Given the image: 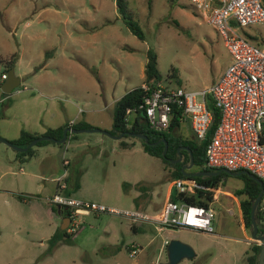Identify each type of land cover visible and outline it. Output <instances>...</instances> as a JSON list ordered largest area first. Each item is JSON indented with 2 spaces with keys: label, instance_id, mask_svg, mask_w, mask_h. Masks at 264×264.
<instances>
[{
  "label": "rangeland",
  "instance_id": "obj_1",
  "mask_svg": "<svg viewBox=\"0 0 264 264\" xmlns=\"http://www.w3.org/2000/svg\"><path fill=\"white\" fill-rule=\"evenodd\" d=\"M127 5L144 33L143 39L123 22L115 0H0V74L8 72L6 59L16 52L12 67L15 75L21 77L20 84L9 93L2 91L0 81V111L12 101L10 110L14 108L20 115H30L29 107H36L39 102L46 109L40 112V117L48 118L56 113L54 121H57L64 114V106L75 114L80 105L86 111L78 119L89 120L105 130L101 127H111L113 103L95 109L103 104L104 96L120 97L144 81L148 47L156 51L160 80L168 86L204 88L229 63L230 54L222 36L189 0H127ZM242 32H247L251 41L264 49V21L245 26ZM10 94L12 97L8 98ZM34 94L45 96L32 97ZM34 121V117L27 116L25 123L34 127ZM189 122L185 117L178 128L187 137L192 136ZM99 136L118 151L106 149L101 157L86 151L73 155L76 148L84 146L78 145L79 141ZM122 140L130 147L123 150ZM0 146L8 148L0 149V159L14 157V148L5 143ZM105 146L108 148L107 143ZM34 147L41 155L50 154L56 168L72 171L74 178L79 165L87 167L82 176L85 182L82 193L71 196L82 198L79 196L86 194L112 207L136 208L123 186L119 196L111 187L102 195L96 193L99 184L105 182L111 186L116 178L124 176L148 186L152 200L146 202L150 204L144 210L152 217L161 213L153 201L160 203L164 199L170 186L165 174L169 176L172 167L144 151L139 137L112 139L99 131H83L78 138L69 137L61 143L47 140ZM63 157L69 159V165L61 163ZM112 160L115 165H108ZM13 176L16 175L3 176L0 184L15 182ZM244 181L241 174L228 173L219 185L211 202L214 232L183 226L158 230V224L152 221H144L135 230L127 228L128 220L119 214L101 213L87 220L82 215L81 225L72 232L70 242H60L53 255L45 254L46 245L41 246V259L33 260L32 264H160L166 260L165 246L161 244L170 238L186 241L195 249L192 258H183L177 264H247L245 252L252 238L250 231L241 227L237 205L244 196L237 193ZM20 195L31 201L39 199L41 194L22 192ZM51 209L56 217V229L60 228L61 217L56 206ZM2 212L8 215L7 210ZM25 220V217L20 219L24 228L17 234L6 227L0 228V264H30V257L39 251V237L43 228L48 227L47 220L38 225ZM131 244L138 246L134 254L129 253ZM212 255L215 259H208Z\"/></svg>",
  "mask_w": 264,
  "mask_h": 264
},
{
  "label": "built area",
  "instance_id": "obj_2",
  "mask_svg": "<svg viewBox=\"0 0 264 264\" xmlns=\"http://www.w3.org/2000/svg\"><path fill=\"white\" fill-rule=\"evenodd\" d=\"M189 1L222 36L230 61L216 79L198 90L164 85L161 80L153 85L141 83L148 90L144 95V114L152 128L164 130L169 126L174 110L181 109L190 118L193 132L200 141L206 138L212 120V112L207 107L210 97L220 111V119L206 144V163L232 171L246 169L261 178L264 186V49L242 32L245 26L264 21V0ZM6 76L7 73L2 72L1 80ZM132 110L128 108V114ZM74 122L73 118L69 124ZM63 175L56 177L58 187L47 201L67 208L68 232L77 230L81 216L89 212L119 214L130 223L156 222L158 230L166 226H183L214 232L211 205L166 199L161 213L152 217L143 209L117 208L66 194L61 190L65 187ZM171 185L178 191H192L194 181L177 178ZM167 242L164 239L161 247ZM137 249V245L131 244L129 253L134 254Z\"/></svg>",
  "mask_w": 264,
  "mask_h": 264
},
{
  "label": "trees",
  "instance_id": "obj_3",
  "mask_svg": "<svg viewBox=\"0 0 264 264\" xmlns=\"http://www.w3.org/2000/svg\"><path fill=\"white\" fill-rule=\"evenodd\" d=\"M115 5L118 13L120 14L123 22L129 28V30L137 35L139 38H144V33L134 19L133 14L129 11L127 0H115ZM245 34L248 35L246 32ZM48 55V52H45ZM17 57L16 52H13L8 59H6V68L13 66L14 60ZM176 71V68H172ZM174 71L171 73L174 75ZM145 79L143 83L153 85L155 81L160 80V73L157 67V53L152 47H148L146 50V61L144 65ZM147 89L140 85L131 88L122 94L113 105L112 109V126L109 132L112 134L123 133V136H128L127 132L143 133L147 136L148 142L144 138L139 137L142 141V147L144 151L151 155L158 156L162 161L168 164L172 169L168 176V180H174L177 178H189L194 181L192 191H178L176 188H172L169 198L173 201H185L189 204H201L204 206L209 205L213 201L215 192L218 189L221 182L224 180L226 171H220L215 174L193 175L192 172L196 170H219L220 168H214L206 163V144L213 134V131L220 119V111L216 107L209 97L207 101V107L212 112V120L209 125L206 138L198 140L195 135L193 137H187L176 131V128L180 125L184 118V113L181 109L174 110L169 126L164 130H155L149 124L144 114V95L147 93ZM133 109L129 114L127 109ZM127 117V118H126ZM70 125L69 122L61 124L56 127H48L43 133L31 132L22 128L19 135L16 138L9 139L11 142L18 146H26L33 138L40 134L51 135L57 139L63 136L64 128ZM76 128H89L92 125L86 121L78 120L72 124ZM69 135V133H68ZM68 137V136H67ZM167 142V149L163 155L164 141ZM51 139H42L35 144L28 147L26 150H17L16 154L20 160L33 155L35 153L34 145L43 143L44 141ZM53 141V140H52ZM155 142V143H153ZM122 144H127L124 140ZM186 146V147H181ZM181 147V148H180ZM180 148V149H179ZM181 154V159L177 162H172L170 159H176ZM193 158V166L190 169H186V173L183 172L181 166L190 162V158ZM241 176L245 178L244 186L239 189L237 193H244V196L240 198L239 205L241 209L240 222L244 227L252 231L251 221V207L260 193L261 184L255 179L249 177L246 173H241ZM131 185L129 182H123V186L127 187ZM136 187L143 188L145 185L141 184V181L134 183ZM19 197H23L20 194ZM24 198V197H23ZM263 195L258 201L255 208V220L258 226V233H264V203L262 202ZM57 209V207H56ZM131 228L137 230L140 228L137 224H131ZM72 232H68L66 228H57L47 240V247L44 251L45 254H49L60 242H70ZM261 244L257 241H251L246 252L245 258L247 264H257L258 255ZM42 254L40 255V257Z\"/></svg>",
  "mask_w": 264,
  "mask_h": 264
},
{
  "label": "crops",
  "instance_id": "obj_4",
  "mask_svg": "<svg viewBox=\"0 0 264 264\" xmlns=\"http://www.w3.org/2000/svg\"><path fill=\"white\" fill-rule=\"evenodd\" d=\"M14 66H15V64H14ZM27 72H30V70H28ZM20 79H21V77H20ZM0 81L3 82L4 79L1 80V78H0ZM20 82H21V80H20ZM42 95H39V96L42 97ZM35 96L39 97L36 94L32 95V97H35ZM43 96H45V95H43ZM11 97H12V94H10V96L8 98H11ZM118 98L119 97H112L111 99H107L104 96L102 98L103 104L99 108H96L95 110H101L103 108H107L111 105V103H113V105H114V102ZM40 100H42V99H40ZM9 101H11V100H9ZM34 102H36V101H34ZM11 105H12V101L6 107H4V109L2 111H0V135L4 136L5 138H8V139L16 138L19 135L20 130L22 128H25L26 130H29L31 132L43 133L48 127H56V126H59L61 124H65L73 118L75 119V122L78 120H82V121H86V122L90 123L92 125V127H89V128H97L98 127V125L93 124L89 120L78 119L80 117V114L84 113L86 111V109L84 110V108L80 105L77 106L79 109H77L75 114H74V112L71 113L69 110H66V109H68V107L66 108V106H64V108H63L64 114L63 113L60 114L62 116L57 121H54V118H56V113H53L51 115V117H48V118L40 117V115H39L40 112L42 110L45 112L46 109L41 108L39 106V102L37 103L36 107H29V109H32V111L30 112V115H28L27 113H26V115H20L16 112V110H14V108H11V110H10ZM88 110L93 111L94 109L89 108ZM27 116L28 117L32 116L35 118V121L33 122L34 127L29 126V125H27V123H25L27 120ZM66 116L68 117L67 120L65 119V118H67ZM185 117H188V116L184 115V118ZM17 119H23V120L19 121ZM189 121H190V118H189ZM20 122H22L23 125ZM189 123H190V128L192 130V136L191 137H193V135H195V134H194L193 129L191 127V121ZM111 126H112V123H111ZM179 126L176 128L177 132H180L178 129ZM66 127H73V126L67 125ZM101 128L109 131V129L111 127H108V128L101 127ZM83 131H99L101 133H105L104 131H102V129L101 130H81V131H77V132L68 131L67 132V136H68L67 139L69 137L78 138L79 133H81ZM68 133H69V135H68ZM180 133L183 134V132H180ZM105 134H107V133H105ZM184 136H186V135H184ZM111 138L112 139H120V138H116L113 136H111ZM0 143H4V142L0 141ZM58 143H61V142H58ZM106 143L108 145V148L105 146ZM109 143H111V142L104 140L100 136L97 138H94V140L93 139L81 140L78 142V145L81 146L84 144V146H82L80 148H76L77 150L75 149L73 151V155H75L76 153H79V152H83V151L85 152L86 151V152H89L90 154L96 155L97 157H101L107 150H109L111 152L118 151V148H116V146H114L113 144L110 145ZM121 146L124 148L123 150L130 147V145L128 143L122 144ZM0 149H8V148H3L2 146H0ZM14 151H15V152H13L14 157L8 155L7 158H1L0 159V179L5 175H7V176L8 175H16V176H13L15 178V182L8 181L6 183L0 184V228L2 226L6 227L7 231L12 230V232L14 234H17L22 228H24V225H23L24 222L19 223L21 218L24 220V217H25V219H26L25 222L34 221V223L37 225L39 224V222L47 220L48 227L43 228L42 233L39 237V239H40L39 244H38L39 245L38 246L39 251H37L36 253H33V255L30 257V261L28 262V263L32 264L34 262L33 260L41 259L40 255L43 253L42 251H40L41 246L46 245V247H47L48 238L56 230V217H55V214H53V210L52 209L50 210V207L53 206V204H51L47 201V197L49 195H51L58 187L56 177L64 174L62 179L65 183V187H63L61 189L64 193L69 194V195L70 194L73 195L76 192L82 193L81 189L84 188V184H85L82 176H83V174H85L87 167L79 165V167L77 169V177L74 178L73 177L74 173L72 171L70 172V170L67 169L66 167H64L63 170L61 168L60 169L56 168L55 163L53 161V158H50L51 156H49L50 154L49 155H47V154L41 155V153H39L38 150L35 148V153L33 155L25 158L24 160H20L19 156H17V154H16L17 150H14ZM65 160H66V163L64 164ZM61 163L64 166H67V165H69L70 161L68 158L63 157ZM107 164L114 166L115 161L112 160L111 162H107ZM212 171H217V170H212ZM237 171H239V170H237ZM165 178H166V180H168L167 173L165 174ZM168 181L170 182V186L167 187V189H166L164 199L160 203L153 201V203H157L158 207H160V208H161L163 202L169 198L170 192L173 188L171 185L172 180H168ZM123 182H129V183H131V185L124 187ZM136 182H138V181L131 180V179H128L127 177L121 176V177L116 178L113 181V183H111V186L109 184L107 185V183H105V182L99 184L97 186V189H96L97 192L96 193L102 195L103 193L108 192L109 188L111 187V189L115 193H117V195L119 196V194L121 192V186H123L124 192L131 194V198L135 204V207L137 206L139 209L144 210L150 204V203H148L146 205V202H149L150 199L152 200V194H151L148 186H144L143 188L136 187L134 185V183H136ZM26 184L31 185V187L30 188L25 187ZM218 189H219V187H218ZM218 189L216 191H218ZM22 192H25V193H28V192L29 193H31V192L37 193V192H39L41 195H40L39 199L28 201V200L21 198V197H20L21 199L18 198L19 197L18 195ZM79 197L85 198L86 200H94V201L102 202L100 200L94 199L91 196L89 197L86 194L85 195L83 194L82 196H79ZM215 197H216V192H215L214 199H215ZM239 200L240 199H238V201H237V205H238L239 211H240L239 219H241V209H240V205H239ZM103 203H105V202H103ZM209 205H211V202L209 203ZM56 207H57V212L60 215L61 222H62L63 213L61 211H58L59 210L58 206H56ZM3 210L4 211L7 210L8 215H5L6 213H3L2 212ZM66 212H67V210H66ZM230 212H232L231 209H230ZM83 215H84V218L87 220L88 218L90 219L91 215L99 216L100 214L89 212V213H85ZM142 223L143 222H139V223H135V224L141 226ZM131 224H134V223H130L127 221V228H131ZM92 225L93 224L90 221V226H92ZM241 227H242V229H246L242 223H241ZM251 238H252V236H251ZM249 241L251 242L250 239H249ZM252 241H256V240L252 239ZM250 242H249V244H250ZM58 245L53 249V251L51 253H49V255H53V253L57 249ZM46 247L44 248V251H45ZM210 258L215 259V256L212 255V257H209L208 259H210Z\"/></svg>",
  "mask_w": 264,
  "mask_h": 264
},
{
  "label": "water",
  "instance_id": "obj_5",
  "mask_svg": "<svg viewBox=\"0 0 264 264\" xmlns=\"http://www.w3.org/2000/svg\"><path fill=\"white\" fill-rule=\"evenodd\" d=\"M20 76L15 75L14 71H13V67L8 69L7 72V76L4 79V81L1 84V89L3 92L5 93H9L11 92L15 87H17L20 84ZM81 130H101L99 128H76V127H65L63 130V136L59 139L51 136V135H47V134H40L39 136L33 138L26 146H18L16 144H14L13 142H11L8 138H5L4 136L0 135V141L6 143L7 145H9L10 147L14 148L15 150H26L28 147H30L31 145L35 144L37 141L42 140V139H51L55 142H63L67 139V132L68 131H81ZM105 133L109 134L110 136L116 137V138H120L123 133H119V134H112L110 133L108 130H102ZM129 135H134L137 137H142L144 138V140L146 142H148V138L145 134L143 133H135V132H127ZM164 141V149H163V155L165 154V151L167 149V142L166 140L163 138L162 139ZM155 143V142H153ZM181 147H186V146H181ZM180 147V148H181ZM179 148V149H180ZM187 148V147H186ZM179 152V151H178ZM181 159V154L179 152V156L176 159H170V161L172 162H177ZM193 166V158L191 156L190 158V162L187 164H183L181 166V169L183 170V172H187L186 169H190ZM226 171L229 174H241V173H246L249 177L255 179L257 182H259L261 184V190L260 193L258 194V196L256 197V199L254 200L252 207H251V221H252V231H251V236L252 239L256 240L257 242H259L261 244L260 247V251H259V255H258V262L257 264H264V233H258V226L255 220V208L256 205L258 203V201L260 200V198L263 195L264 192V186H263V182L261 180V178H259L258 176H256L254 173L246 170V169H242L239 171H232L230 169L227 168H220L217 171H211V170H196L193 171L192 174L193 175H204V174H215L217 172L220 171ZM66 207H59L58 211L63 212V210H66ZM69 222V217L67 215V212L64 211L63 212V217H62V222L60 224V229H64L67 224ZM139 223V222H137ZM165 252H166V260L161 262L160 264H177L180 260H182L183 258H192L195 255V249L193 248V246L186 242L183 241L179 238H170L168 240V242L165 245Z\"/></svg>",
  "mask_w": 264,
  "mask_h": 264
},
{
  "label": "flooded vegetation",
  "instance_id": "obj_6",
  "mask_svg": "<svg viewBox=\"0 0 264 264\" xmlns=\"http://www.w3.org/2000/svg\"><path fill=\"white\" fill-rule=\"evenodd\" d=\"M64 211H66V210H63V212H64ZM63 212H62V213H63Z\"/></svg>",
  "mask_w": 264,
  "mask_h": 264
}]
</instances>
